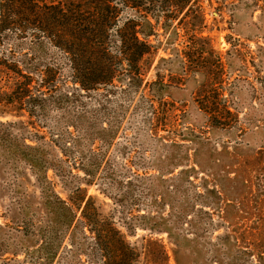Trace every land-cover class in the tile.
<instances>
[{"label": "rangeland", "instance_id": "obj_1", "mask_svg": "<svg viewBox=\"0 0 264 264\" xmlns=\"http://www.w3.org/2000/svg\"><path fill=\"white\" fill-rule=\"evenodd\" d=\"M199 5L214 74H183L182 30L159 27L141 88L119 75L106 95L41 31L2 32L0 58L32 67L42 99L32 116L0 103V264L98 263L87 225L49 226L51 194L113 222L139 264H264V0Z\"/></svg>", "mask_w": 264, "mask_h": 264}, {"label": "trees", "instance_id": "obj_2", "mask_svg": "<svg viewBox=\"0 0 264 264\" xmlns=\"http://www.w3.org/2000/svg\"><path fill=\"white\" fill-rule=\"evenodd\" d=\"M200 0H0V37L5 30H18L21 37L33 29L71 59V80L79 89L104 95L114 90L113 81L125 75L135 89L143 85V69L151 67L160 44L158 28L177 29L185 36L180 60L183 74L195 70L203 76L214 74L220 64L203 53L207 36L199 35L204 28L205 13ZM132 9L134 15L127 14ZM151 38L155 43L151 42ZM115 50V53L113 52ZM161 60H164L161 58ZM126 65L123 71L117 68ZM32 67H19L0 58V72L6 71L0 103L26 108L28 115L42 99L32 95ZM119 71V72H118ZM120 75V76H119ZM57 73L45 68L41 73L43 88L50 89ZM77 88V87H75ZM31 108V109H29ZM0 125L3 123L0 122ZM31 148V146H27ZM51 222L56 231L74 228L77 223L87 225L94 251L99 252L97 264H139V253L123 237L119 229L88 203L81 209V217L67 201L51 194L45 199ZM129 228V227H128ZM127 228V229H128ZM129 232L131 229H128Z\"/></svg>", "mask_w": 264, "mask_h": 264}]
</instances>
